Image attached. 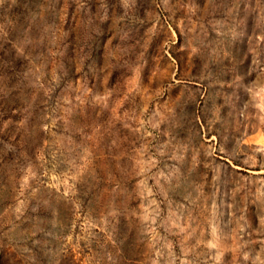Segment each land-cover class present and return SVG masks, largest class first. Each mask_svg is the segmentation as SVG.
Listing matches in <instances>:
<instances>
[{"label": "rangeland", "instance_id": "374dc122", "mask_svg": "<svg viewBox=\"0 0 264 264\" xmlns=\"http://www.w3.org/2000/svg\"><path fill=\"white\" fill-rule=\"evenodd\" d=\"M0 264H264V0H0Z\"/></svg>", "mask_w": 264, "mask_h": 264}]
</instances>
